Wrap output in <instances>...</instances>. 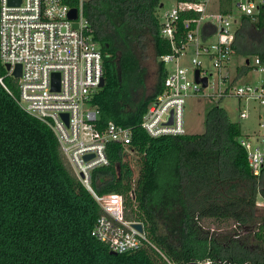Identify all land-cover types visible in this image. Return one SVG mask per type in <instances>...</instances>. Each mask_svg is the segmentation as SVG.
<instances>
[{
  "label": "trees",
  "instance_id": "1",
  "mask_svg": "<svg viewBox=\"0 0 264 264\" xmlns=\"http://www.w3.org/2000/svg\"><path fill=\"white\" fill-rule=\"evenodd\" d=\"M162 7L164 0H86L84 6L104 54L105 85L93 104L101 124L133 128L140 164L135 179L131 155L112 143L111 163L93 171L92 185L102 194H122L125 218L141 222L149 242L113 253L92 236L103 209L53 130L21 107L19 80L6 76L0 59L7 86L0 81V264H169L165 257L264 264V168L256 174L250 167L240 124L216 103L203 133L152 137L141 125L168 72L159 61L156 88L143 90L149 47L159 60L171 51L161 35ZM234 47L241 57L264 59V9L257 21L243 16ZM209 220L231 226L212 230Z\"/></svg>",
  "mask_w": 264,
  "mask_h": 264
},
{
  "label": "built area",
  "instance_id": "2",
  "mask_svg": "<svg viewBox=\"0 0 264 264\" xmlns=\"http://www.w3.org/2000/svg\"><path fill=\"white\" fill-rule=\"evenodd\" d=\"M85 2L0 0V59L6 69L7 64L11 66L6 76L14 77L16 66L21 65V77L16 78L21 107L53 130L76 175L103 209L92 236L112 251L125 253L149 242L147 234L134 226L138 222L125 218L122 194L95 190L92 173L110 165L108 149L112 143L135 152L133 128L114 121L101 124L100 109L93 104L102 88L104 54L85 16ZM74 8L76 18L71 17ZM263 9L264 0H181L161 16V35L169 41L171 51L161 55L160 61L173 66L142 119L141 125L150 136L187 133L185 103L193 93L209 91L206 96L214 100L235 95L240 102L255 101L253 107H258V131L252 135L242 132L239 141L254 173L264 168V79L257 83L251 77L245 79L252 71L264 74V59L259 55L243 57L231 71L237 55L236 32L243 16L257 21ZM189 48L193 49V68L182 62ZM206 60L213 65V73ZM197 70L200 79L207 78L206 86L197 81ZM55 73L60 74L59 89L54 87ZM0 81L4 84L3 76ZM246 106L240 111L242 118L249 116ZM165 258L169 264H189ZM198 263L211 264V260Z\"/></svg>",
  "mask_w": 264,
  "mask_h": 264
},
{
  "label": "rangeland",
  "instance_id": "3",
  "mask_svg": "<svg viewBox=\"0 0 264 264\" xmlns=\"http://www.w3.org/2000/svg\"><path fill=\"white\" fill-rule=\"evenodd\" d=\"M177 0H164V7L160 10V15L162 16L164 13L170 11L174 6L177 5ZM148 58L143 60V64L146 67V76H145V84L143 90L147 93L152 92L159 81V59L155 58L154 49L152 46L149 47L147 51ZM193 54V49H188V55L185 56L182 60L185 66L193 68V64L190 60L191 55ZM243 57L239 55H235L233 59V65L231 67V71L234 72L236 66L239 65L243 61ZM208 69L210 72H214L213 65L209 60L205 61ZM166 68L169 70L172 68V64L168 63L165 65ZM252 78V82L257 83L264 79V74L258 71H252L251 75L245 77ZM209 91H202L198 93H193L186 98L185 103V130L187 133H203L205 130V116L207 110L213 105L218 103L221 107H223L228 115L229 118L234 121L238 122L241 126V130L245 134H255L259 127H258V107L254 109L253 105H255V101L240 102L239 99L235 95L226 96L221 100L218 99H211L206 96ZM249 107V116L247 118H242L240 116L241 109H244L245 106ZM252 105V108L250 106ZM246 106V108H247ZM131 155V164L134 169V178L137 179L139 175V155L135 152H128ZM260 211L264 207V201H259ZM208 224L211 226L212 230H223L227 227L231 226V221H218V220H209Z\"/></svg>",
  "mask_w": 264,
  "mask_h": 264
},
{
  "label": "water",
  "instance_id": "4",
  "mask_svg": "<svg viewBox=\"0 0 264 264\" xmlns=\"http://www.w3.org/2000/svg\"><path fill=\"white\" fill-rule=\"evenodd\" d=\"M77 16V9L74 8L72 9L71 11V17L73 18H76ZM75 26H77V24H75ZM249 62V59H247V63ZM10 64H7V69H10ZM21 74H22V67L20 64H18L13 72V75L15 78H19L21 77ZM196 78H197V81H202L203 82V85L206 86L207 85V78H202L200 79L199 77V70L196 71ZM105 85V78H102V81H101V87H103ZM54 87L55 88H58L60 87V74L59 73H55L54 74ZM64 116L66 118H68V114H64ZM88 157V156H87ZM136 228H138L140 231H143L144 230V227H143V224L141 222H138V223H135L134 225ZM113 253H117L115 251H112ZM189 264H199V263H189Z\"/></svg>",
  "mask_w": 264,
  "mask_h": 264
}]
</instances>
